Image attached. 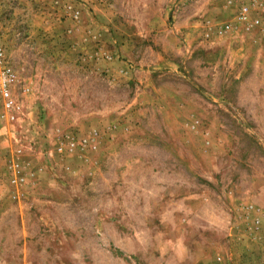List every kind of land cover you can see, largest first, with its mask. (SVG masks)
I'll use <instances>...</instances> for the list:
<instances>
[{"label":"rangeland","instance_id":"374dc122","mask_svg":"<svg viewBox=\"0 0 264 264\" xmlns=\"http://www.w3.org/2000/svg\"><path fill=\"white\" fill-rule=\"evenodd\" d=\"M263 9L0 0V264H264Z\"/></svg>","mask_w":264,"mask_h":264},{"label":"built area","instance_id":"2783aa9c","mask_svg":"<svg viewBox=\"0 0 264 264\" xmlns=\"http://www.w3.org/2000/svg\"><path fill=\"white\" fill-rule=\"evenodd\" d=\"M246 12L247 8L244 7L242 9V17L240 19L247 23ZM248 22L249 26L252 27L259 24V20L257 19ZM225 28L228 29L229 25H226ZM16 82L17 76L7 65L4 51L0 46V103L2 108V112L0 114L1 119H8L9 121H14L16 119V111L18 108L13 100V90ZM68 147H74V143L69 142ZM62 149L63 148L60 147L59 151H61ZM15 166L18 167L17 165Z\"/></svg>","mask_w":264,"mask_h":264}]
</instances>
